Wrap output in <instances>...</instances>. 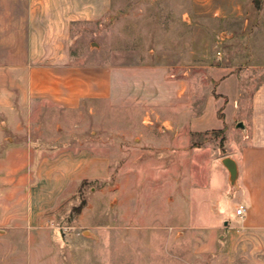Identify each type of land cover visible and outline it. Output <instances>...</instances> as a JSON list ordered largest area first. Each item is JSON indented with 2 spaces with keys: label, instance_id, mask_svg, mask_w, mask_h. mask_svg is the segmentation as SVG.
I'll return each mask as SVG.
<instances>
[{
  "label": "rangeland",
  "instance_id": "1",
  "mask_svg": "<svg viewBox=\"0 0 264 264\" xmlns=\"http://www.w3.org/2000/svg\"><path fill=\"white\" fill-rule=\"evenodd\" d=\"M114 5L102 26L78 28L71 43L75 63L153 65L167 70V81L184 71L190 92L200 90L201 111L215 95L212 67L240 73L244 100L264 79V0ZM139 108L89 100L63 112L40 101L23 122L0 109V264H264V235L237 219L239 194L219 162L236 124L227 140L223 130L179 140L162 133L158 121L150 131L144 122L153 115L142 122ZM20 123L42 151L67 143L102 158L105 177L75 182L57 201L43 195L42 178L54 174L39 167L54 155H32L34 164L18 168L17 153H4L21 141ZM157 140L168 148L154 146ZM178 144L186 148L177 151Z\"/></svg>",
  "mask_w": 264,
  "mask_h": 264
},
{
  "label": "crops",
  "instance_id": "2",
  "mask_svg": "<svg viewBox=\"0 0 264 264\" xmlns=\"http://www.w3.org/2000/svg\"><path fill=\"white\" fill-rule=\"evenodd\" d=\"M114 7V0H0V109L23 122L40 101L63 112L78 110L89 100L136 106L144 112L142 122L153 115L149 124L144 122L150 131L158 121L162 133L179 140L207 130H223L227 140L233 122L239 132L233 133L232 147L225 143L223 157H232L238 167L234 192L240 199L234 204L235 211L239 205L246 208L242 216L235 215L246 221L248 229L264 235V79L244 100L240 73L231 66L212 67L215 95L206 99L201 111L200 90L194 87L190 92L184 71L176 80L167 81V70L153 65L75 63L71 43L78 28L92 23L102 26ZM220 108L221 118L217 116ZM239 121L244 128L237 127ZM22 128L21 123L16 126L17 140L21 141H12L4 153H17L18 168L34 164L32 155H54L51 159L44 157L39 167L54 174L42 178L47 188L43 195L57 201L75 182L105 177L102 158L91 157L88 150L75 152L67 143L42 151ZM152 144L168 148L158 140ZM185 148L179 144L176 147L180 152ZM40 185L32 186V199L35 187Z\"/></svg>",
  "mask_w": 264,
  "mask_h": 264
},
{
  "label": "water",
  "instance_id": "3",
  "mask_svg": "<svg viewBox=\"0 0 264 264\" xmlns=\"http://www.w3.org/2000/svg\"><path fill=\"white\" fill-rule=\"evenodd\" d=\"M238 128H244L243 122H238L237 123ZM221 163L227 168L229 172V182L232 186L236 185V180L238 176V167L236 164V161L230 157V156H225L221 159Z\"/></svg>",
  "mask_w": 264,
  "mask_h": 264
},
{
  "label": "built area",
  "instance_id": "4",
  "mask_svg": "<svg viewBox=\"0 0 264 264\" xmlns=\"http://www.w3.org/2000/svg\"><path fill=\"white\" fill-rule=\"evenodd\" d=\"M246 211V208L244 205H239L237 208H236V214L239 215V216H242L244 214V212Z\"/></svg>",
  "mask_w": 264,
  "mask_h": 264
},
{
  "label": "trees",
  "instance_id": "5",
  "mask_svg": "<svg viewBox=\"0 0 264 264\" xmlns=\"http://www.w3.org/2000/svg\"><path fill=\"white\" fill-rule=\"evenodd\" d=\"M214 132V131H213ZM220 132H222V130H220ZM201 135L200 133H192V138L194 139L196 136ZM197 144H194V146H196ZM84 204H82L83 206Z\"/></svg>",
  "mask_w": 264,
  "mask_h": 264
}]
</instances>
